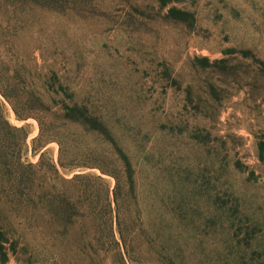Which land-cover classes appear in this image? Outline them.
Returning a JSON list of instances; mask_svg holds the SVG:
<instances>
[{
	"label": "rangeland",
	"instance_id": "rangeland-1",
	"mask_svg": "<svg viewBox=\"0 0 264 264\" xmlns=\"http://www.w3.org/2000/svg\"><path fill=\"white\" fill-rule=\"evenodd\" d=\"M16 2L19 58L57 75V128L43 125L57 140L0 97L26 134L20 172L18 149L0 156V264H121L92 226L57 218V193L82 190L61 179L90 172L63 171L58 142L68 164L91 152L114 171L142 258L152 241L156 264H264V0ZM64 102L97 123L65 122Z\"/></svg>",
	"mask_w": 264,
	"mask_h": 264
},
{
	"label": "trees",
	"instance_id": "trees-1",
	"mask_svg": "<svg viewBox=\"0 0 264 264\" xmlns=\"http://www.w3.org/2000/svg\"><path fill=\"white\" fill-rule=\"evenodd\" d=\"M18 0H0V47L4 55L0 54V97L9 105L15 119L25 122L34 119L39 127V139L45 137V142L57 140L54 136L44 135L43 125L49 121L52 128H57V75L50 67H45L44 72H38L37 68L20 59L14 43L16 29L10 22L9 16L13 14ZM29 11L41 6L43 0H23ZM45 1V0H44ZM67 113L63 116L65 122L70 125L86 127V123H97V120L85 116L75 105L64 102ZM0 156L3 155L5 145L8 143L18 149V158L15 162L14 173L20 172L22 164L21 148L26 140V134L22 127L9 125L0 115ZM60 147L59 167L63 171L74 169H87L88 173H77L70 180L61 179L62 182H70L76 187H82L81 193L74 198L66 196L64 191L57 193V218L80 219L83 224L92 226L95 235L100 232L101 237H95V252H106L114 250L119 257L121 264L139 263L147 261L149 264L158 263L152 258V250L158 246L157 242H150L148 258H142L143 244L138 237L126 236L127 226L119 218V205L117 202L118 180L113 170L108 168L103 159L96 154L83 155L86 162L80 164H68L62 160V144ZM67 153V152H66ZM77 154L76 150L71 153V158ZM125 165L130 169V164L123 156ZM97 170L99 174L92 171ZM104 176L112 177L115 186L110 188ZM72 209L73 214L69 215L67 210ZM157 241V239H156ZM157 243V244H156ZM160 247V246H158ZM160 250H164L162 247ZM139 256L133 260L130 256ZM155 261V262H154Z\"/></svg>",
	"mask_w": 264,
	"mask_h": 264
}]
</instances>
